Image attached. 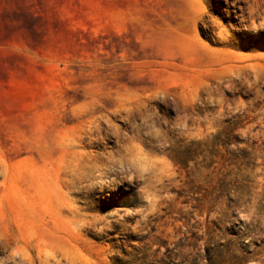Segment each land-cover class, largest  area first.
<instances>
[{
  "label": "rangeland",
  "instance_id": "1",
  "mask_svg": "<svg viewBox=\"0 0 264 264\" xmlns=\"http://www.w3.org/2000/svg\"><path fill=\"white\" fill-rule=\"evenodd\" d=\"M0 264H264V0H0Z\"/></svg>",
  "mask_w": 264,
  "mask_h": 264
}]
</instances>
